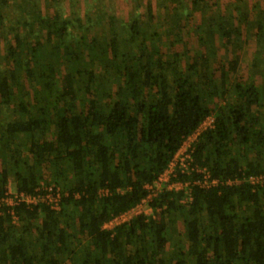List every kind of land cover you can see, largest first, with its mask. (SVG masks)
<instances>
[{
	"label": "trees",
	"instance_id": "trees-1",
	"mask_svg": "<svg viewBox=\"0 0 264 264\" xmlns=\"http://www.w3.org/2000/svg\"><path fill=\"white\" fill-rule=\"evenodd\" d=\"M206 1L192 0L181 16L177 0L157 12L148 3L126 21L125 36L69 40L71 23L82 26V19L56 11L61 0H0V15L6 2L13 16L0 36V43L7 39L0 53V197L10 176L26 193L49 178L68 192L58 212L15 205L18 223L11 208L0 207V264H264V181H248L264 175V82L242 75L226 81L239 68L245 30L250 41L264 32V0L209 11ZM155 19L166 29L159 33ZM189 26L209 50L182 65L195 38ZM182 33L186 41L175 49ZM212 42L232 52L219 67ZM211 115L213 127L193 143V162L222 182L240 183L194 185L187 202L182 191H165L152 203L155 216L105 229L141 202L145 186ZM178 173L182 181L199 176Z\"/></svg>",
	"mask_w": 264,
	"mask_h": 264
},
{
	"label": "rangeland",
	"instance_id": "rangeland-1",
	"mask_svg": "<svg viewBox=\"0 0 264 264\" xmlns=\"http://www.w3.org/2000/svg\"><path fill=\"white\" fill-rule=\"evenodd\" d=\"M192 0H177V11L179 13V16H181L185 11L188 9H192L191 2ZM232 0H210L207 2V10L209 11L210 7L212 9H216L219 4L228 3V8H232L231 2ZM256 0H249V3L251 5H254ZM171 0H61L58 4H56L55 10L61 11V14L64 16L72 17V12L75 13L76 17H79L82 19V26L78 21H73L69 28V40L71 39H79L82 35L88 36L89 39L93 37H103L106 32H108L111 37H121L125 36L126 30L124 27H126V21L130 20L131 15H137L145 10V7L148 3L153 4L154 12L158 11V8L161 6H167ZM142 4V5H140ZM138 5V6H137ZM19 10L17 11V17H21L20 7L21 2H18ZM224 6V5H223ZM141 7V8H140ZM191 7V8H190ZM225 7V6H224ZM144 8V9H143ZM211 11V10H210ZM259 11V10H257ZM253 13L251 16V21L253 19H256L259 14ZM9 15L12 16L11 8L9 7V4H6L4 2L3 4V11L2 16L0 15V36L1 34L7 33V25L9 20L11 19ZM112 20V26L110 27V24L108 23L109 20ZM12 20V19H11ZM87 21V23H86ZM247 24L248 18L246 19ZM89 24L90 27L88 29L85 28V26ZM154 25L156 28L159 29V33L166 29L165 26H159L157 19L154 20ZM196 27V26H195ZM170 32V42H175V32L170 29H168ZM189 36L194 37L197 39V42L195 38L191 41V53L188 56H185L181 61L182 65H185L186 61L188 62L187 58L190 55H195L198 53H204L208 48L205 49V46L203 44H200L198 42V34L199 31L194 30V26H189ZM193 34V35H192ZM250 30L247 28L245 30V36L247 43L244 44L240 56V64L239 68L234 73H229L226 76L227 83L230 84L231 81H236L238 76H243L245 79L251 80V82H254L255 84L262 85L264 82V75L261 73H264L260 71L259 66H264V32L262 33L261 37H254V40L250 41ZM182 37L178 38V41H176L175 49H181L183 42L186 40L183 39V33L181 34ZM186 39V38H185ZM217 39H219V36L217 35ZM216 39V43L217 40ZM6 38L0 43V53H4L3 45L6 43ZM165 43V41H163ZM216 43L212 42V44H209L211 55H214V64H217V61H221L220 64H218V67L221 66V64L227 63L228 60L232 57L231 51L225 50L224 47H217ZM165 49L170 51L169 43H165ZM209 50V49H208ZM84 53L86 54V61L89 60L90 53L89 50H84ZM4 61L0 60V70L4 68ZM255 63L258 64V66L255 65ZM214 64L212 63V68H214ZM216 67V65H215ZM215 72V70H214ZM216 74V73H215ZM213 74V79H215V82H220V75ZM202 96L205 97L204 90H201ZM10 185L12 189H15L14 183L15 179L14 177L10 180ZM145 209H148L147 206H145ZM77 259V258H75ZM65 264H68V260L65 259Z\"/></svg>",
	"mask_w": 264,
	"mask_h": 264
},
{
	"label": "built area",
	"instance_id": "built-area-1",
	"mask_svg": "<svg viewBox=\"0 0 264 264\" xmlns=\"http://www.w3.org/2000/svg\"><path fill=\"white\" fill-rule=\"evenodd\" d=\"M214 120L215 117L213 115L208 116L202 122L196 132L184 141L183 145L174 155L168 167L163 171V173L159 175L157 180L145 186L147 193L141 202L132 209L114 217V219L105 224V229L113 230L116 226L129 222L133 217L140 214L146 216H155V208L152 203L160 194L165 191H182L184 193L182 201L187 202L192 200L194 185H198L202 188H213L223 184L234 185L240 183V179L238 177L235 179H229L226 182H222L219 179L213 177L207 168L202 167L199 164H194L193 162L191 153L193 143L203 131L213 127ZM179 171L183 173L195 172L199 176L193 181H182L178 173ZM248 181L251 184L263 182L264 175L251 176L248 178ZM99 194L109 195L110 192L108 189H100ZM67 196L68 192L64 191L60 185L52 181L50 178L48 180H41L38 186L35 188V191L32 193H26L12 189L11 185L9 184L6 194L3 197H0V207L7 206L11 208L10 210L14 219L13 221L18 223V218L14 212L15 205L25 204L28 207L44 205L49 207L51 210L58 212L61 210L63 199ZM78 197H80L79 194L76 195V198ZM145 206H147L148 209H145Z\"/></svg>",
	"mask_w": 264,
	"mask_h": 264
},
{
	"label": "crops",
	"instance_id": "crops-1",
	"mask_svg": "<svg viewBox=\"0 0 264 264\" xmlns=\"http://www.w3.org/2000/svg\"><path fill=\"white\" fill-rule=\"evenodd\" d=\"M11 178H13V176H10L9 181L11 180ZM10 182H11V181H10ZM10 182H9V184H10Z\"/></svg>",
	"mask_w": 264,
	"mask_h": 264
}]
</instances>
